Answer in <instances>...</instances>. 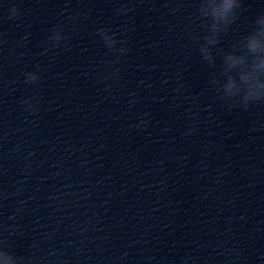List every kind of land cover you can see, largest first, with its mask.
I'll return each instance as SVG.
<instances>
[{
	"label": "clouds",
	"instance_id": "1",
	"mask_svg": "<svg viewBox=\"0 0 264 264\" xmlns=\"http://www.w3.org/2000/svg\"><path fill=\"white\" fill-rule=\"evenodd\" d=\"M240 5L241 0H199L198 18L206 22L204 25L206 34L203 36L199 51L209 65H215L213 47L220 43L222 34H226L236 22ZM11 11L14 15L18 14V9L15 7ZM120 11L125 9L122 8ZM254 24L255 27L247 35L241 36L232 43L230 51H225L223 48L217 50L222 56L220 75L226 81L223 87L228 93L224 97L245 107L253 102L264 101V28H256V25L264 24V14L260 15ZM98 35L102 37L107 47L116 51L115 33L110 34V30L100 29ZM49 39L59 45L66 39L63 29L55 28ZM118 51L124 54L126 49L120 48ZM24 75L26 83L35 84L40 80L38 72H26ZM220 82V79L212 80L215 85ZM23 103L32 106L30 100H25Z\"/></svg>",
	"mask_w": 264,
	"mask_h": 264
}]
</instances>
